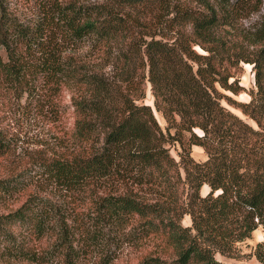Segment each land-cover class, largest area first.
<instances>
[{
  "label": "trees",
  "instance_id": "1",
  "mask_svg": "<svg viewBox=\"0 0 264 264\" xmlns=\"http://www.w3.org/2000/svg\"><path fill=\"white\" fill-rule=\"evenodd\" d=\"M195 1L197 8L176 9L169 0H49L30 22L0 0V80L24 103L46 99L57 122L58 93L70 96L71 126L53 138L36 174L87 210L29 195L0 213V256L111 264L122 242L139 252L136 264H228L216 254L248 264L239 243L264 226V18L234 36L242 0ZM144 8L154 9L146 17ZM245 42L255 50H243ZM241 61L254 68L248 102L227 93L245 90L235 74ZM10 144L0 129V157ZM170 144L179 145L177 158ZM193 145L203 148V161L193 158ZM24 186L19 175L0 176V197ZM31 237L50 241L34 248ZM95 250L103 256L85 261ZM250 256L264 264V238Z\"/></svg>",
  "mask_w": 264,
  "mask_h": 264
},
{
  "label": "rangeland",
  "instance_id": "2",
  "mask_svg": "<svg viewBox=\"0 0 264 264\" xmlns=\"http://www.w3.org/2000/svg\"><path fill=\"white\" fill-rule=\"evenodd\" d=\"M49 0H8L9 11L11 14L17 16L22 21L36 20L41 13V8L48 3ZM69 1V0H64ZM71 1V0H70ZM105 0H78V2L94 4ZM171 6L176 9H183L187 7L197 8L198 3L195 0H169ZM244 5H241V11L236 13L233 28H231L230 35L236 36L239 33H251L253 32L261 20L264 18V0H242ZM154 8H144L140 10L141 13L147 17L149 10L153 11ZM182 29L186 32H190V25L185 23ZM171 32L170 35L172 36ZM199 53H205L199 45L193 46ZM82 49H85L83 47ZM243 50L246 52H253L255 47L245 42L243 44ZM236 67L235 74L239 76L241 85L245 88L238 94H230L235 100L241 102H248L250 90L255 89L254 84V68L253 64L248 62H239ZM106 71L110 69L109 66L105 67ZM146 86V98L145 101L153 106V97L150 91V84L145 83ZM60 106L62 108L60 112V120L57 122L54 116L49 115L47 110L46 99H42L36 103H24L22 97H18L16 92H13L9 85H6L0 80V129L4 134L13 138V143L10 144V148L4 156L0 157V176L5 175H19L23 178L25 188L17 193L6 196L5 199L0 197V213H6L10 210L17 208L29 195L38 194L47 197L52 201V198L57 200L65 209L76 212H84L87 210L82 208L84 204L82 201L76 202L75 196L69 195L61 191L57 187H53L51 183L43 180L40 174H36L39 171L37 164H40L44 160H47L52 156V141L53 138L60 133L62 130L68 129L73 121L71 116L70 108V96L66 90H61L57 96ZM227 107L245 119L247 122L256 126L255 123L244 115L241 110L235 106L229 105L224 102ZM156 118L162 128L165 127L164 118L157 112H155ZM200 132L199 129L195 130ZM178 144H170L171 154L177 158L176 149ZM193 158L197 161H203L206 158V154L203 148L200 146L193 145L192 152ZM209 187L205 184L201 187L200 193L206 194ZM81 210V211H79ZM81 215V214H80ZM182 224L189 226L191 219L189 215H184L182 218ZM0 237V246L5 242ZM264 238V226H259L252 233L250 238H247L239 243L241 253L245 256L240 257L242 261L248 264H260L256 261L255 257L250 256L253 251L255 244ZM50 241L49 238H43L42 240H36L32 237L29 238L30 246L38 248L44 246ZM115 248L117 258L112 261L111 264H136L139 252L136 248L130 247L127 243H116L112 249ZM104 251H94L92 255L88 256L85 261L90 262L96 260L100 256H103ZM216 258L224 261L228 264H237L239 260L234 258H228L216 254ZM88 262V261H87ZM0 264H25L22 261H17L7 256H0Z\"/></svg>",
  "mask_w": 264,
  "mask_h": 264
}]
</instances>
